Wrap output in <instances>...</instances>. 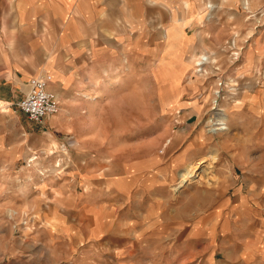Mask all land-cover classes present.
<instances>
[{
	"label": "rangeland",
	"instance_id": "374dc122",
	"mask_svg": "<svg viewBox=\"0 0 264 264\" xmlns=\"http://www.w3.org/2000/svg\"><path fill=\"white\" fill-rule=\"evenodd\" d=\"M160 8L147 10L143 61L131 51L134 68L106 91L103 111L63 131L15 104L28 131L19 136L32 140L26 160L0 161V264H249L233 236V202L251 193L264 203V0ZM224 110L229 119L216 125ZM67 170L90 185L52 194L50 180ZM256 224L254 244L264 239Z\"/></svg>",
	"mask_w": 264,
	"mask_h": 264
},
{
	"label": "crops",
	"instance_id": "0c3cea01",
	"mask_svg": "<svg viewBox=\"0 0 264 264\" xmlns=\"http://www.w3.org/2000/svg\"><path fill=\"white\" fill-rule=\"evenodd\" d=\"M132 1L0 0V161L15 165L20 159L26 160L32 139L19 136L25 126H21V115L15 111V104L24 96L21 89L35 76L49 77L48 88L55 90L59 98V112L46 118L50 128L69 131L83 116L103 111L100 106L106 104L105 98L109 96L106 91L113 89L114 81L125 77L124 69L134 68L131 51L141 58L138 61L145 57L143 25L147 10H151L152 17L162 13L161 0ZM168 11L172 18V10ZM152 31L155 35V26ZM136 39H141V45ZM157 39L153 49L160 46L159 35ZM3 127L7 132L2 131ZM25 132L28 135L26 129ZM47 136L50 143L56 141L51 132ZM36 141L40 143L42 139ZM69 171L63 175L68 181L66 178L60 182L50 180L52 194H60L67 187L74 195L79 186L90 185L89 175ZM109 180L113 191L125 192L116 177ZM79 202L84 208L89 207L85 195L79 197ZM233 209L232 231L234 239L241 241V255L246 263L264 264V239L258 244L247 241L249 234L255 232L253 222L264 228V203L251 193L241 194L233 202ZM54 213L53 222L57 221L54 223L58 225L60 218ZM97 219L101 229L103 222L98 216Z\"/></svg>",
	"mask_w": 264,
	"mask_h": 264
},
{
	"label": "built area",
	"instance_id": "2783aa9c",
	"mask_svg": "<svg viewBox=\"0 0 264 264\" xmlns=\"http://www.w3.org/2000/svg\"><path fill=\"white\" fill-rule=\"evenodd\" d=\"M48 82L49 77L46 76L31 78L28 90L17 103L18 109L36 124L42 123L45 118L60 110L58 96L48 88Z\"/></svg>",
	"mask_w": 264,
	"mask_h": 264
},
{
	"label": "bare ground",
	"instance_id": "6f19581e",
	"mask_svg": "<svg viewBox=\"0 0 264 264\" xmlns=\"http://www.w3.org/2000/svg\"><path fill=\"white\" fill-rule=\"evenodd\" d=\"M186 3H188L187 1H185ZM188 6H189V3H188ZM197 60V59H196ZM217 120H219V123L217 124L216 123V125H222V124H226V122H227V120L229 119V117H228V114L225 112V110H224V112H218V115H217ZM225 129H228V127H221V126H218L216 129H213V131H216V130H225ZM212 131V132H213ZM36 158V157H35ZM35 158L33 157V159H32V161H34L35 160ZM204 163V161L201 159L200 161H197L193 166H192V168L190 167V166H187V168H188V174H186V176H190V175H192L195 171H193L194 169H195V167H201V165ZM195 166V167H194Z\"/></svg>",
	"mask_w": 264,
	"mask_h": 264
}]
</instances>
